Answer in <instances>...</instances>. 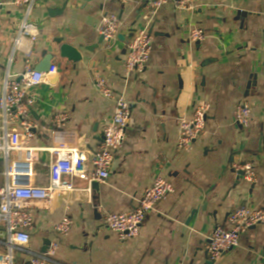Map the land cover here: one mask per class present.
I'll return each mask as SVG.
<instances>
[{
	"label": "crops",
	"instance_id": "obj_1",
	"mask_svg": "<svg viewBox=\"0 0 264 264\" xmlns=\"http://www.w3.org/2000/svg\"><path fill=\"white\" fill-rule=\"evenodd\" d=\"M13 1L0 0V93L5 74L18 80L25 66L24 50L15 49L25 13ZM197 4L193 13L173 3L155 11L147 0H43L32 7L28 20L38 26L39 37L31 45L30 67L42 72L37 68L52 55L58 70L29 89L37 98L31 118L39 125L32 145H52L53 117L65 113L64 127L77 132L89 176L114 110L113 100L98 94L94 75L102 76L133 109L107 182H94L87 190V179L74 178L76 192L58 198L49 212H36L29 245L33 253L42 252L54 225L66 215L72 226L60 241L61 264H208L206 246L213 229L228 228L230 212L241 204L264 208V0ZM106 14L122 21L118 34L147 29L153 35L152 55L142 74L127 71L128 45L118 37L86 50L100 41ZM192 28L203 30L205 38L192 42ZM59 38L76 47L82 60L60 58ZM56 74L57 82L51 83ZM199 103L210 105L205 133L192 150L179 151V120L190 118ZM243 104L252 111L248 128L235 121ZM49 159L47 152L39 154L38 185L48 182ZM246 162L255 166L254 183L232 167ZM157 176L167 179L175 192L156 205L136 239L119 241L106 227L105 216L133 210ZM240 242L217 264H264V226L249 229ZM28 259L17 255L19 263Z\"/></svg>",
	"mask_w": 264,
	"mask_h": 264
},
{
	"label": "built area",
	"instance_id": "obj_2",
	"mask_svg": "<svg viewBox=\"0 0 264 264\" xmlns=\"http://www.w3.org/2000/svg\"><path fill=\"white\" fill-rule=\"evenodd\" d=\"M43 0H14L16 7L24 9V19L20 23L15 38V49L24 50L25 66L19 79L11 78L8 72L1 84L0 93V264H61L58 260L60 241L70 232L72 220L62 216L53 227V237L45 252L33 253L29 250L31 229L35 223L36 212H49L58 198L68 196L78 189L74 178H84L92 183L107 182L112 165L125 140L129 124L132 103L117 94L98 75H94L98 94L114 102L112 117L104 126L102 140L94 152L91 165L92 173L87 176L85 168L86 152L78 143L76 131L67 129L64 124L67 116L57 112L53 117V129L50 133V146H33L37 125L31 118V110L37 104V98L29 92L30 88L45 82L46 77L56 73L52 66L48 72H37L30 67L31 45L38 40V26L28 20L32 7ZM131 0H119L127 4ZM173 3L177 8L189 12L197 9V0H147L148 6L155 10ZM123 27L115 14H106L101 18L99 35L104 41L115 39ZM128 44L125 65L131 75L142 74L152 55L154 38L147 29H137ZM204 31L192 28L189 39L202 41ZM27 40L28 46L23 42ZM210 111L208 103L195 105L190 118H180L177 149L190 151L196 140L205 133L206 119ZM252 111L249 105L237 107L235 121L242 128H248ZM47 152L50 156L48 182L38 185L35 181V167L39 163V154ZM55 160V163L53 161ZM233 169L248 183L256 181L255 166L251 162L233 164ZM175 192L174 186L162 176L154 178L145 189L136 207L127 213H109L104 218L106 227L116 233L119 241L128 242L139 236L140 229L147 216L156 205ZM229 227L216 226L206 246L208 264H217L221 256L239 246L240 238L249 229L264 226V208L254 209L241 204L228 216ZM18 254L28 256L27 263L17 261Z\"/></svg>",
	"mask_w": 264,
	"mask_h": 264
},
{
	"label": "water",
	"instance_id": "obj_3",
	"mask_svg": "<svg viewBox=\"0 0 264 264\" xmlns=\"http://www.w3.org/2000/svg\"><path fill=\"white\" fill-rule=\"evenodd\" d=\"M65 7H66V3L64 4V6H63V8L61 10H59V11H57L55 13L60 14ZM49 14H50V16L52 15L51 12H49ZM241 16H245L244 12H242ZM133 32H134V30H132L128 36L122 35V34H118L117 37H118V39L120 41H122L123 43H125L126 45H128L129 42H130V40L134 36L133 35ZM102 42H103V37L100 38V41L94 47H88V48H86V50L92 52ZM55 43L57 45H59L58 46V54H59V57L60 58L62 57V59H66V60L71 61L73 63H77V62H79V61L82 60V54L80 53V51L76 47H74V46H72L70 44L63 43V40L60 39V38L59 39H56L55 40ZM52 59H53V56L52 55H47L46 58H45V60H44V62L37 69L39 71H42L43 70L44 72L50 71L49 69L53 66ZM58 78H59V75L56 74V75H54L52 77V79L50 80V82L51 83H55V82H57ZM250 85H249V87H250ZM53 163H55V160L53 161ZM239 175H241V174H239ZM48 245H49V240H45V242H44V248H43L42 252H45V250L48 247Z\"/></svg>",
	"mask_w": 264,
	"mask_h": 264
}]
</instances>
